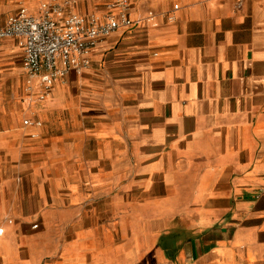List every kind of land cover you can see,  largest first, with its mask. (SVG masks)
<instances>
[{
	"label": "crops",
	"instance_id": "1",
	"mask_svg": "<svg viewBox=\"0 0 264 264\" xmlns=\"http://www.w3.org/2000/svg\"><path fill=\"white\" fill-rule=\"evenodd\" d=\"M130 1L44 98L0 41V264H264V0Z\"/></svg>",
	"mask_w": 264,
	"mask_h": 264
},
{
	"label": "built area",
	"instance_id": "2",
	"mask_svg": "<svg viewBox=\"0 0 264 264\" xmlns=\"http://www.w3.org/2000/svg\"><path fill=\"white\" fill-rule=\"evenodd\" d=\"M70 1L64 0L62 4L44 2L38 15L23 7L0 22V41L16 38L23 47V66L28 76L25 91L28 94H31L36 79L40 98L49 95L54 84L67 78L70 72L79 73L91 66V54L100 41L119 28L132 29L138 25L131 17L130 0L109 4L110 12H116L104 20H101L102 16L67 12ZM242 5L243 0H238L237 6L241 8ZM2 231L0 229V233Z\"/></svg>",
	"mask_w": 264,
	"mask_h": 264
},
{
	"label": "rangeland",
	"instance_id": "3",
	"mask_svg": "<svg viewBox=\"0 0 264 264\" xmlns=\"http://www.w3.org/2000/svg\"><path fill=\"white\" fill-rule=\"evenodd\" d=\"M29 11V10H28ZM110 11H112V9H108V11L101 17V20H104V19H106L107 18V16L109 15V14H111V13H114V12H116V11H113V12H110ZM30 12V11H29ZM42 11H41V9L37 12V13H34V14H36V15H38V14H40ZM31 13V12H30ZM34 92V91H33ZM32 95V94H31ZM35 95H37V94H35Z\"/></svg>",
	"mask_w": 264,
	"mask_h": 264
}]
</instances>
